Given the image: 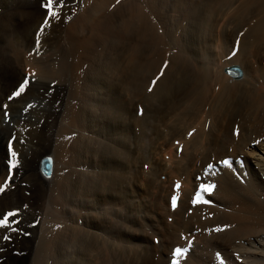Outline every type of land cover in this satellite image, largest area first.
Returning <instances> with one entry per match:
<instances>
[{"label":"bare ground","instance_id":"bare-ground-1","mask_svg":"<svg viewBox=\"0 0 264 264\" xmlns=\"http://www.w3.org/2000/svg\"><path fill=\"white\" fill-rule=\"evenodd\" d=\"M45 2L0 0V264H264V0H65L36 51Z\"/></svg>","mask_w":264,"mask_h":264},{"label":"snow or ice","instance_id":"snow-or-ice-1","mask_svg":"<svg viewBox=\"0 0 264 264\" xmlns=\"http://www.w3.org/2000/svg\"><path fill=\"white\" fill-rule=\"evenodd\" d=\"M65 4V0H58V5L56 4V0H46V2L44 4H42V7L44 9H46V16L44 17L43 19V24L40 26V30L37 31L35 33V36H36V51L39 50V47H40V44H41V40H40V37L42 35V33L44 32L45 30V27L48 26L50 24V21L52 19H60V14L58 11L54 10V7L56 6H59V7H63ZM240 36H243V33H240ZM236 46L233 48V51L231 53L232 56H235L239 50V44H240V39L239 37L237 38L236 42H235ZM168 67V62L165 61L164 62V67L161 69V74L164 73V69H166ZM160 77L158 76L157 77V80L159 79ZM157 80H153L152 81V85L155 86ZM29 83V79L28 78H24L23 82L19 84V87L16 91H14L12 93L11 96L8 97L9 100H12L13 98L15 97H19L21 96L22 93L25 92V88H26V85ZM149 92L152 91V87H149ZM7 107V106H5ZM141 114H142V110H141ZM4 117L6 118L8 116V113L7 112H4ZM239 133V130L237 129L235 134L238 135ZM189 136L192 135L191 132L188 133ZM13 156L16 155L15 152L12 153ZM221 163L225 164V165H228L229 164V161L228 160H224L222 161ZM16 165L14 163L10 164L8 166V176H9V180L13 179V176H12V170L13 168H15ZM147 167V165L145 166ZM214 168V165L212 164H209L207 166V170L209 172V174H212V169ZM199 179V178H198ZM8 184V181L6 180L5 181V186H7ZM176 189H179L180 185L179 183L176 184ZM216 188V185L214 183H204V182H201L199 184V187L197 188V190L195 191V195L194 197L192 198V201L191 203L193 204V206H196V205H199V204H205V205H210L212 203L211 200L209 199H205L204 198V195L205 194H208V195H211V193L213 192V190ZM4 191V186H0V192ZM177 195H173L172 198H171V204H172V207L173 209H175L177 207ZM18 214L17 211H9V212H6V213H3V218L0 219V228H7L10 226L11 223H15L16 221H14V217ZM227 227V226H226ZM13 231H16V229H12ZM213 231H216V232H220V231H223L222 228L220 227H217L215 229H213ZM4 239H9V237H4ZM189 247H175L172 251V261H171V264H180V259H182L186 254L189 253V248L192 246V241L191 240H188L187 241Z\"/></svg>","mask_w":264,"mask_h":264},{"label":"rangeland","instance_id":"rangeland-1","mask_svg":"<svg viewBox=\"0 0 264 264\" xmlns=\"http://www.w3.org/2000/svg\"><path fill=\"white\" fill-rule=\"evenodd\" d=\"M45 168H46V171H48V169H49V163L46 164Z\"/></svg>","mask_w":264,"mask_h":264}]
</instances>
